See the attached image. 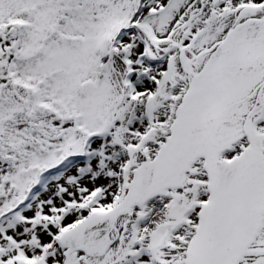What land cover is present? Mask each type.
Returning a JSON list of instances; mask_svg holds the SVG:
<instances>
[{
    "label": "snow or ice",
    "instance_id": "6c2138e0",
    "mask_svg": "<svg viewBox=\"0 0 264 264\" xmlns=\"http://www.w3.org/2000/svg\"><path fill=\"white\" fill-rule=\"evenodd\" d=\"M0 264H264V0H0Z\"/></svg>",
    "mask_w": 264,
    "mask_h": 264
}]
</instances>
